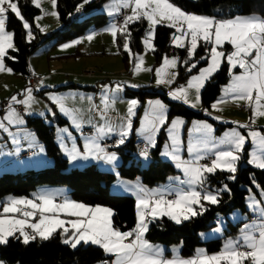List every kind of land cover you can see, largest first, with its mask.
<instances>
[{
	"label": "snow or ice",
	"instance_id": "snow-or-ice-1",
	"mask_svg": "<svg viewBox=\"0 0 264 264\" xmlns=\"http://www.w3.org/2000/svg\"><path fill=\"white\" fill-rule=\"evenodd\" d=\"M35 7H41V0H32ZM90 3V0H83L79 8ZM123 8H131V14L125 16L122 25L112 23L106 31L113 37L116 43L117 34L124 36L123 49L130 55L131 32L129 25L140 21L148 22L149 28L142 43L146 51H155L154 39L155 28L157 25L166 24L167 27L175 29L171 39L176 48H185L188 59L184 61L187 65L189 61H194L188 67V71L197 68L199 61L194 58L201 42L205 45L206 55L200 57L207 63V67L199 69V75L192 76L187 81V87L181 86L169 93L173 100H182L189 103V90H195L194 102L192 107L200 103V91L205 86V82L220 71L223 63L228 65V73L231 76V83L223 89L224 95L212 104L214 110L219 111L218 105L227 103L229 99L233 101H246L252 111L250 122L255 123L257 117H264V19L258 17H237L235 19H215L212 17L187 13L177 6L171 0H121ZM53 9L56 8V0H51ZM11 12L22 23L26 30L28 42H31L33 36L30 23L22 15L18 0H0V73H12V69L6 67L5 60L15 57L9 55V50L18 51L13 42L14 33L6 31V22L8 13ZM53 16L58 14L53 11ZM112 14V13H110ZM37 19H40L37 17ZM92 35L86 39L91 41ZM75 43H80L76 41ZM231 45L232 51L226 53L224 45ZM66 44L63 47H71ZM210 46V47H208ZM135 72L141 71L143 57H135ZM178 58L163 57L162 66L156 69L157 85H171L175 81L176 74H169L168 69H175L178 65ZM239 68V75L234 73V69ZM107 90V89H106ZM116 92L121 91V85L117 84ZM27 99L23 101L29 106L32 100V88L26 89ZM50 99L59 105L60 111L72 118V125L80 128L81 124L72 115L63 104V98L50 97ZM17 97H11V103H20ZM107 97H105V103ZM9 106V113L5 117L9 123L16 122L14 109ZM138 101L132 100L128 108V119L126 124L119 131V140L117 147L125 143L132 129L131 117L135 115L134 109ZM152 119L148 121V127L142 128L147 132V144L155 147L156 135L166 124V106L160 101H149ZM207 111V110H205ZM147 120V115H146ZM23 123V121H18ZM183 120H175L172 127L168 129L169 138L173 142L171 153L165 152V155H171L176 161V166L182 170L186 179L179 180L181 184L188 185L189 190L177 189L172 191H149L143 187L137 189L136 200V218L135 228L131 231H120L113 226V211L109 208L90 207L83 203L72 202L64 199L61 203H56L55 194L37 195L35 199H10L2 207L0 212V245H6L10 237L22 238V242L27 245L31 241L39 238L42 241L49 240L58 230L63 236L62 242L75 249L83 242L91 243L103 249L105 254L114 256L111 264H264V209H260L262 222L253 225H246L242 230L243 235L239 240H229L225 243L219 254L207 255L203 250H198L195 258L165 259L163 250L159 246H154L144 239L148 231L149 220L167 216L176 224L189 220L203 212V202L217 204L219 202L218 194L212 191H198L197 187L203 188L209 181V174L214 175L217 170L226 171L231 175L229 179H235L237 165L241 159V153L244 151L246 137L239 131L233 130L227 133L224 139L216 143L213 151L214 158L210 164H200V160L205 159L203 155H195L200 151V145L189 144L188 153L195 155L194 159L183 161L177 154L178 139L173 134ZM4 125L0 123V128ZM239 127H248L239 125ZM67 132V129H64ZM111 128L108 132H112ZM193 131L202 133L206 138L210 137L212 132L211 125L207 123H194ZM100 134L104 129H99ZM71 136V133H68ZM248 135L252 138L253 144L257 145L261 153H264V135L256 131H249ZM208 139L203 142V147L207 149ZM66 155L70 162L77 160H87L89 158L103 160L112 163L117 159L115 153L106 152L96 142L95 139L86 143L84 154L73 147L71 151L66 150ZM145 159L148 158V148L142 153ZM252 158L249 164L264 170V158L256 152L251 154ZM222 191H230L227 185ZM168 196H174L168 199ZM250 207L257 209L258 205L251 204ZM11 214V215H7ZM19 214V215H17ZM61 215L66 217H76V219H62ZM38 222H31L37 219ZM28 229L31 230L29 233ZM17 233L19 234L17 236ZM104 264H109L104 261Z\"/></svg>",
	"mask_w": 264,
	"mask_h": 264
},
{
	"label": "trees",
	"instance_id": "trees-1",
	"mask_svg": "<svg viewBox=\"0 0 264 264\" xmlns=\"http://www.w3.org/2000/svg\"><path fill=\"white\" fill-rule=\"evenodd\" d=\"M107 0H90L84 5V16L80 20L74 19V13L83 0H56V9L59 19L64 23V28L55 30L49 34H44L36 25L35 19L40 14L41 9L33 5L32 0H18L22 15L30 23L33 36L28 42L26 30L22 23L12 14L8 13L6 29L14 33L13 42L18 51L9 50V55L15 60H5L6 67L11 68L15 74L28 77V58L35 50L48 40L54 43L64 42L85 34L90 29L99 28L109 22L107 15L99 11L100 7ZM174 4L187 12L202 15H212L216 19H234L244 15L255 14L258 18L264 19V0H171ZM230 3V4H229ZM229 6H228V5ZM147 30L145 20H140L129 25L131 32L130 49L133 54L143 51L142 38ZM174 33L172 28L159 25L155 29V39L153 41L155 51H153L156 62H159L164 55H175L183 62L178 68L177 83L183 82L195 72L198 67L205 64V61L198 63L197 68L188 71L192 61L185 64L188 59L185 48H176L171 43ZM117 42L122 46L124 36L119 35ZM204 46L200 45L196 57L203 54ZM123 61L128 64L129 58L126 52ZM230 79L228 65L223 63L220 71L215 73L211 79L206 81L200 93L201 108L192 109L180 101H173L168 98L166 91L149 90L148 85L140 86L137 90L125 89V96L138 98L144 101L147 97L161 98L168 107V119L173 116H181L186 122L192 119H205L204 109H209L212 102L220 94L221 88ZM93 89L95 87H84ZM50 117V116H49ZM54 121L58 125H65L67 121L62 116H57ZM215 123L214 121H212ZM27 125L35 131L36 135L43 143L47 155L51 158L52 164L40 170L27 169L22 172H4L0 174V201L7 195L13 197L29 196L30 193L41 185H66L70 188V196L73 200L90 205L108 207L113 211V225L121 231H131L136 225L135 199L126 195H114L109 191L110 185L116 180L113 172L101 170L97 164L91 163L82 168H70V162L66 158L55 142V130L53 124L46 122V117H32L27 119ZM231 125V124H229ZM225 125L221 126L224 128ZM164 130L162 129L156 145L150 150L153 160L146 167H141L136 163L135 153L137 152V140L132 134L123 145L114 148L122 157L123 162L118 166L119 176L126 179L140 178L147 187H153L165 182L168 177L176 173L175 166L168 161L160 160L159 153L164 141ZM247 158L245 153L244 159ZM131 159V163L126 165ZM231 174L218 171L214 175L208 176V183L205 185L211 190L219 193V202L210 204L203 202L204 208L200 215L189 220L176 224L169 218L162 217L150 222L146 238L153 243L171 245L182 243L180 255L182 257L192 256L198 246H205L208 254L217 253L222 250L224 237H219L207 241H201L199 233L210 229L218 219V212H229L233 209H240L248 212L245 208V197L249 189L257 192L254 186L256 183L264 189V170L246 163L237 168L235 179H229ZM227 185L230 191H220L218 189ZM248 221V220H247ZM242 222L233 225L228 222L230 231L226 235L235 234ZM62 230H58L53 236L42 241L36 239L25 245L22 239L10 237L6 245H0V260L6 264H96L109 258L99 246L92 244H80L73 249L70 245L62 242Z\"/></svg>",
	"mask_w": 264,
	"mask_h": 264
},
{
	"label": "rangeland",
	"instance_id": "rangeland-1",
	"mask_svg": "<svg viewBox=\"0 0 264 264\" xmlns=\"http://www.w3.org/2000/svg\"><path fill=\"white\" fill-rule=\"evenodd\" d=\"M111 1H113V0H111ZM41 3L43 4V6L40 7V9L42 8V10L43 9L45 10L46 17H51L52 15L50 13L54 11L52 4H51V0H41ZM122 10H124V9H122ZM187 13H192V12H187ZM198 15H202V14H198ZM204 16H206V15H204ZM240 17L243 18V17H258V16H256L255 14H251V15H244V16H240ZM39 18H41V16H39ZM58 18H59V15H58ZM141 20H143V19H141ZM145 22L147 24V30L144 34V37L146 36L148 28H149L148 22L146 20H145ZM35 23H36V20H35ZM160 25L166 26V24H160ZM157 26H159V25H157ZM53 28H55V27H53ZM173 30H174L173 34H176L175 29H173ZM94 33L95 32L90 30L86 34H84L83 36L80 35L78 38H76L74 40H71L69 42L64 41V42H61L64 44H60V46L61 45L64 46L66 44H71L72 46L68 47L70 53H75L76 51L80 52V49H78L79 43H75L76 41L84 42L86 45L92 44V52L93 53L91 55L86 56L85 58L67 60L68 61L67 66L73 67V68H80V67H77V64H79V63H82L85 61L89 62V64L80 68V73L82 75H84L85 77H88V75L93 74V76H91V77H93L92 78V82H93L92 85L94 87H97V89L100 88L99 90H97L95 92V93H97V95L92 93L91 94L92 96H89V98H85L84 100L78 99L77 102L81 105H90V104H94L97 101L98 105H104V110L106 111V113H104V115L101 116L104 118V119H102L104 122V129L108 130L109 128H111L113 130L112 132H109V135L106 138H117L119 140V138H120L119 137V131L126 124L127 119H128V108L130 106V103L132 100L138 101L137 107L134 109L135 115H133L131 117L132 129L129 133V136L125 139V141H127L132 134H134V136L138 140L139 139L138 134L140 131H142V128L148 127V121H151V119H152L151 109L149 108V101L155 102L158 100L161 103H163L167 109L166 114H165L167 122L164 125V127L161 128V130L162 129L164 130L165 138H164V141H163L162 146H161L159 158H160V160L171 162L175 166V169L177 171L176 173L170 175L165 182L160 183L159 185L153 186L149 189V187L145 186L142 183V181L139 177L135 178V179L122 178L119 176L118 168L115 169V168L105 167V165L103 167L102 163H96L97 162L96 161L94 163H96L97 166L101 170L113 172L117 177L116 180L109 187V191L111 194L126 195V196H131L134 198L136 195V199H137L138 187H143L144 189H147L149 191L152 189V191H165V192H168V191L174 192L177 189H182L185 191L189 190L188 185L181 184L179 182V180H184V179H186V177L184 176V173L182 172V170L176 166L177 162L171 158V155H165L164 154L165 152H168V153L172 152L173 142L169 138L168 129H170L172 127V122L177 120V119L184 121V123L182 125H179L173 133L178 139V145H177L178 152H177V154L179 155V157L183 161H188V160L194 159L195 155H203V156H205V159L209 158V157L214 158L213 151H210V150L214 149L216 143L222 141L224 139L225 135L227 133H230L233 130L239 131L242 135H244L246 137V143L244 146V151L241 153V159L238 162L237 168L239 166H243L246 163H248V161L252 158L251 154L253 152H256L258 155H261L262 158H264V153L260 152L257 145L253 144L252 138L248 135L249 131H256V132L261 133V135H264V117H257L255 119V123H251L250 117L252 116V111L248 107V104L246 101H233V100L229 99L227 103H221L218 105V108L220 109L219 111L214 110L212 108V104L215 103L217 100H219L224 95L223 89L231 83V76H230L228 83L224 84L222 86L220 94L212 102L210 108L204 109L203 113L206 117L205 119H192L188 123L186 122V120L183 117L178 116V115L173 116V117L168 119V107L169 106L167 105V103L163 99L147 97L144 101H140L138 98L126 97L125 96V91H126L125 89H127V87H128V88H130V90H137L141 85H143V86L148 85L147 89H149V90L166 91L168 98L170 100H173L171 98V96L169 95V93L171 91L181 87V86L187 87V81L192 76L199 75V69H201L203 67H207V63L205 62V64L198 67V69L195 72H193L190 76H188V78L186 80H184L183 82L177 83L178 68L183 62L181 61V58L179 56L167 55L169 58H174V57L178 58V61H179L178 65L175 69H168L169 74H173V73L176 74L175 81L171 85H157V83H156V69H158L162 66L163 58L159 62H156L153 51H150V50L146 51L144 49V46H143V51L141 53L133 54V52L131 51L132 54L130 55L128 52H126L128 57H130V58H129L128 64H125L123 61V57H125V54H123V52H125L123 49L124 43L122 44L121 47L118 44V42L114 43L112 35L109 32H107L106 30H104V32H100L101 34H99L97 32H96L97 34H94ZM88 35L93 36L91 41L86 39V37ZM119 35H121V34H119V33L117 34L116 41H117V38ZM143 38H142V40H143ZM98 42L102 43L100 47L96 45ZM171 43H172V45H174L172 40H171ZM200 45H203L204 46L203 49L205 50V45L203 44V42H201ZM60 46L58 45V46L54 47L53 49L49 50V54H47L48 49L50 47V44H47V45L43 46L42 48L38 49L31 57H49V55H50V57L55 56L58 52V47H60ZM208 47H210V46H208ZM198 49H199V47H198ZM198 49H197V51H198ZM223 50L226 53L231 52L232 51L231 45L225 44ZM76 55L77 54H74L73 56L70 55L69 57H75ZM205 55H206V52H204L201 55L199 54V56H198L199 58H197L195 61H199V62L204 61V60H200V57L205 56ZM136 56L143 57V64L141 65V71H139V72L134 71L135 63H136V60H135ZM78 57H81V56H78ZM117 61H119V66L121 63L122 70L126 69V71H124V73H121V74L117 73V70H118L117 68H119L115 64ZM192 62H194V61H192ZM77 70H79V69H77ZM63 72L66 75H69V71L64 70ZM234 73L239 75L241 73V70L239 68L234 69ZM47 75H48V73L44 76H47ZM140 80H142V81H140ZM117 84L121 85V91H119V92L115 91ZM40 92H41L40 86L37 87L36 91H32V97L36 96L37 98H32L31 103H33V105L36 107V112L40 114L39 116H42V117L45 116L46 113H52V114L54 113V109L52 107V104H54V103L50 99V97H53V96L61 97V98L65 97L67 101L71 100V97L69 96L70 94H68V95L60 94L61 92H59V91H51V92L44 91V93H42V94ZM200 93H201V91H200ZM3 95H4L3 93H0V100H2L1 102L7 101V100L11 101L12 95H7L6 97H2ZM25 97H27L26 92L24 94H22V103H23V101L26 100ZM105 97H107L106 103H105ZM194 97H195V90L191 89V90H189V103H184L182 100H173V101H180L192 109H200L201 108V101L199 104H197L196 107L191 106V103L194 102ZM1 102H0V104H1ZM23 105H25V104L23 103ZM244 106L246 108H244ZM11 108L14 109L15 113L17 114L16 117H14V118H17L20 116H22V117L26 116V113H23V114L20 112L18 113L17 110L13 106ZM205 110H207V111H205ZM8 113H9V108L4 109L3 112L0 113V119L3 117L5 118L8 115ZM146 115H147V120H146ZM45 117L50 118L47 115ZM47 120L50 122L49 124H51L52 119L50 118ZM212 121H214L215 123H213ZM194 123H207V124L211 125L212 132L210 134V137L206 138L202 133H198V132L193 131ZM229 124H231V125H229ZM223 125H225L224 128H221V126H223ZM239 125H247L248 127L242 128V127H239ZM56 128L60 129L59 134L65 133L64 129H67L68 130L67 132L72 134V132L69 130V125H67V124L56 126ZM161 130H160V132H161ZM160 132L156 135V142H157V138H158ZM205 139H208L207 149H205L203 147V142L205 141ZM143 141L147 145V148H148V153H149L148 158L145 159L144 156H142L141 154H138L137 152L135 153V156H136V163L139 164L141 167H146L149 164V162H151L153 160V157L151 156L150 150L153 149L154 147L147 144L146 138H144ZM71 142L73 143V145H75L79 149L78 140H76L74 138V140H72ZM190 143L193 145H197V144L200 145V151L198 153H195V155H193V156H190L188 153V147H189ZM63 147L65 148V145H63ZM101 148H103V147H101ZM11 150H13V148H10V146L8 145L7 142L0 140V157L5 158L6 156H9L11 153ZM42 151L46 154V149L43 146H42V148L41 147L38 148V150L32 156H27L25 158V160L31 159L32 157H34V155L38 154V152L40 153ZM67 151H69V150H67ZM108 153H115L117 156V160H119V162H120L119 164H121L123 162L121 155L116 150H111ZM245 153L247 154L246 159H244ZM13 161L14 162L17 161L15 159V157H14ZM19 161L21 162L22 160H19ZM19 161H17V162H19ZM98 161L102 162L101 160H98ZM201 161L202 160H200V162ZM130 163H131V159H129L127 161L126 165H129ZM51 164H52V161H51L50 165ZM50 165L49 164L44 165L42 167H38V168L33 169V170H40V169L45 168V167L50 166ZM250 165L254 166L252 164H250ZM70 166H71L70 168L76 167V166H73L72 164H70ZM26 170H27V168H24V169H21L20 171H18L15 168L7 167L6 169L0 170V174H2L4 172H22V173H24ZM218 171L219 170H217V172ZM222 172H226V171H222ZM177 178H179V180H177ZM254 186L257 189V192L249 189V192L246 194V197H245V208L248 210V212H242L240 209H233L227 213L226 212H218L217 213L218 219L215 220V225L213 227H211L210 229L202 231L199 233L201 241H207V240H211V239H215V238L225 236L223 239V245H222V249H223V247L227 241L239 240L241 238V236L243 235L242 230L245 229L246 225H253V224L258 225L259 223L262 222L261 215H260V209H264V189H261L256 183H254ZM223 188H224V186L218 190L221 191ZM196 190L202 191V192L205 190L212 191L214 193H217L218 198H219V193H218L217 189L211 190L210 188L204 186L203 188L197 187ZM11 197H13V196H11V195L5 196L0 201V206L7 204ZM17 198H20V197H17ZM251 204L258 205V208L253 209L252 207H250ZM203 208H204V205H203ZM0 210H2V207H0ZM7 215H11V214H7ZM251 216H256L257 220L255 222H248L247 220ZM155 220H153L150 217L149 224H150V222H155ZM182 222H184V221H182ZM228 222L232 223L233 225H236L239 222H242V224L238 228V231L235 234L226 235V232L230 231V228L227 226ZM89 244H91V243H89ZM84 245H87V244H84ZM153 245L159 246V248L163 249L165 252L167 250L170 251V249H167V248H171V247H179L181 249L182 243L180 242V243L171 244V245H164V244L157 243V244H153ZM94 246H97V245H94ZM198 250H203L204 253H206L209 256L219 254V252L213 253V254H208L205 250V246H202V245L198 246L196 248L197 252H198ZM100 263H96V264H100ZM0 264H6V263H4L3 261L0 260ZM13 264H17V263H13Z\"/></svg>",
	"mask_w": 264,
	"mask_h": 264
},
{
	"label": "crops",
	"instance_id": "crops-1",
	"mask_svg": "<svg viewBox=\"0 0 264 264\" xmlns=\"http://www.w3.org/2000/svg\"><path fill=\"white\" fill-rule=\"evenodd\" d=\"M42 6H43V4L41 3V7ZM122 9H124L126 11L127 15L131 14V8H123L121 0H113V1L107 0L106 2H104L102 4L99 11H101L107 15L109 22L102 27L93 28L90 30L95 32L94 34H97V33L101 34L100 32H104V30H106L112 24L111 21L119 16V13ZM54 11L58 14L56 8L54 9ZM110 13H112V14H110ZM39 16H41V18L37 19V17H39ZM206 16L215 18L212 15H206ZM37 17L35 19L36 24L39 26L40 30L44 34H49L55 30L64 28V23H62L59 20V18H57V16L52 15L51 17H46L45 10L44 9L42 10V8H41L40 14ZM53 27H55V28H53ZM90 30H88V31H90ZM6 31H8V30L6 29ZM87 32H85V34ZM76 38H78V37H76ZM76 38L67 40V42L74 40ZM47 44H50V47H49L48 52H47V54H49V50L53 49L54 47H56L58 45L60 46V44H64V43H61V42L54 43V41L51 39V40L44 42L41 46H39L35 50V52ZM101 44H102L101 42H98L96 45L100 47ZM78 49H80V52L76 51L75 53H70L68 48H65L61 45L60 47H58V52L55 56L50 57V55H49V57H31L35 53L34 52L28 58L29 71L31 73L36 74V75L41 77V81L38 85V86H40V89H41L40 93L41 94L44 93V91H47V92L59 91V92H61L60 94H64V95L70 94L69 95L71 97L70 101H67L65 97H62L63 98V104H64L65 108L68 109L69 112L72 115H74L76 117V119L80 122V124H81L80 128L73 127L71 116L66 115L63 112H61L59 106L54 102H53L54 104H52V107L54 109V113L53 114L52 113H46V115L50 116V118L52 119L51 124L54 125L55 142H56L57 146L60 148L62 154L66 158H68V156L66 155V152H65L66 150L71 151V149L73 147L78 149L71 142L72 140H74V138L76 140H78V142H79V149L78 150L83 155L85 145L88 141L95 139L96 142L102 147L101 142L103 141V139H106V137H108V135H109L108 130L104 129V122L102 120L104 118L101 117L102 115H104V113H106V111L104 110V105H98L97 101L94 104H90V105H81L77 102L78 99L84 100L85 98H89V96H92L91 95L92 93L97 95V93H95V92L100 89V88L97 89V87H95L96 88L95 90L84 88V87H94L92 85V83H93L92 78L93 77H91V76H93V74L92 75L87 74L88 77H85L84 75H82L80 73V68L89 64V62L85 61V62L77 64V67H80V68H73V67L67 66L68 65L67 60L85 58L86 56H89L93 53L92 52V44L86 45L84 42H80ZM74 54H77V55L75 57H69L70 55L73 56ZM78 56H81V57H78ZM115 64L117 67L120 68V69L117 68L118 74L124 73V71H126V69L122 70L121 63L119 66V61H117ZM77 69H79V70H77ZM64 70L69 71V75H66L63 72ZM47 73H48V75L44 76ZM140 81H142V80H140ZM28 87H29L28 77H23L22 75L15 74L13 72L11 74H8L6 72L0 73V93L4 94L2 97H6L7 95H12V97L15 96V97H17V99L21 98V101H22V94H24L26 92V89ZM128 89H130V88H128ZM32 91H36V90H32ZM32 98H37V97L35 96ZM25 99H27V97H25ZM1 101L2 100H0V102ZM12 106L14 107V103L11 104V107ZM23 107H24V110H23L22 114L26 113V116L25 117L20 116L17 118H13V120L16 122L9 123L8 120H5L4 117L0 119V123H2L4 125L3 128H0V140L7 142L8 145L10 146V148H13V150H11V153L9 156H6L5 158L0 157V170L6 169L7 167L15 168L18 171H20L21 169H24V168L36 169V168L42 167L44 165H48V164L50 165V163L52 161L51 158L47 155V153L45 154L43 151L40 153L38 152V154L34 155V157H32L31 159L25 160V158L27 156L20 158V155L27 150L33 151L32 154L28 155V156H32L38 150V148H40V147L42 148V146L44 147L43 143L40 141V139L36 135L33 128H31L27 125V119L28 118L42 117V116H39L40 114L36 112V107L33 105V103H30L29 106L23 105ZM7 108H9V106L5 107V108H1L0 113H2L3 110L7 109ZM45 116H43V117H45ZM57 116H62L63 118L66 119L67 125H69V130L72 132L71 136H69L68 132H65L63 134H59L60 129H57L56 126H60V125L56 124V122L54 121V118L56 119ZM50 118H46V122L48 124L50 122L47 119H50ZM18 121H23V123H19ZM84 128L92 129L93 133L90 135H86V136L79 135V132ZM99 129H104V133L100 134L98 132ZM147 135H148L147 132L140 131L138 134V137H139L138 140H140L141 142H144L143 140H144V138L147 137ZM63 145H65V148L63 147ZM14 157L17 161H19V160H22V161L21 162L20 161L14 162L13 161ZM68 160H69V158H68ZM101 161L102 162H100L96 159L89 158L87 160H77L76 162H70V161L69 162L73 166H76L79 168L84 167L85 165L91 164L92 162L93 163L94 162L102 163L103 167L105 165V167H110V168H115V169L118 168V166L120 165L119 164L120 162L117 159L112 163H107V162H104L103 160H101ZM150 188L151 187H149V189ZM150 191H152V189ZM41 194H55L57 196V199H60V198L62 199L60 202H58L56 199V201H55L56 203H61V202H63L64 199H68L72 202L80 203V202H77L71 198L70 188L66 185H41V186H38L35 190H33L29 196H22L20 198L11 197L10 199H33L34 200L37 195H41ZM134 199H135V207H136V200H137L136 195H135ZM86 206H90V205H86ZM90 207H103V206H90ZM103 208H108V207H103ZM0 212H2V210H0ZM17 215H19V214H17ZM61 218L66 219V220L67 219H76V217H66L64 215H61ZM160 218H162V217H160ZM160 218H157V219H160ZM147 219L150 221V217H148ZM31 222H38V217H37V219L32 220ZM136 222H137V218H136ZM28 230L31 232L30 229H28ZM18 235L19 234L17 233V236ZM37 239H39V238H37ZM144 239H146L152 245L157 244V243L150 242L146 238V233L144 235ZM81 244H83V242H81ZM167 249H170V251L167 250L164 252V250L162 249L163 250V257L165 259H173L174 257H179L181 259L188 260V259L195 258L196 254H197V251H196L194 253L195 255L193 254L190 257H182L180 255L181 249L179 247H171V248H167ZM106 255L109 257V259L111 261H114V259H115L114 256H110L108 254H106ZM100 264H102V262Z\"/></svg>",
	"mask_w": 264,
	"mask_h": 264
},
{
	"label": "built area",
	"instance_id": "built-area-1",
	"mask_svg": "<svg viewBox=\"0 0 264 264\" xmlns=\"http://www.w3.org/2000/svg\"><path fill=\"white\" fill-rule=\"evenodd\" d=\"M84 14L85 13H84L83 8H79V10L77 9L76 12L74 13V19L80 20L84 16ZM125 16H127L126 11L125 10H121L120 13H119V16L116 17L115 19H113L111 21V23H116L118 25H122ZM40 81H41V77L40 76H38L36 74H33V73H31L29 71V74H28V85H29V87L32 88V90H37V87H38ZM18 100L21 101V98H18ZM10 103H11L10 100L2 102L0 104V109L10 106ZM14 107L20 113H22L23 110H24L22 101L20 103H14ZM244 108H246V107L244 106ZM92 133H93L92 129L84 128V129H82L79 132V135L86 136V135H90ZM137 141H138L137 142V153L141 154L142 151L147 147V145L144 142H141L140 140H137ZM117 142H118L117 138H106V139H103V141L101 142V145L107 152H110L111 150H113L114 148L117 147L116 146ZM32 153H33L32 150H27V151H25L24 153H22L20 155V158L28 156V155H30ZM212 159L213 158H211V157L203 159L200 162V164H210ZM173 198H174V196H168V199H173ZM61 200H62L61 198L57 199L58 202H60ZM256 220H257L256 216H251V217H249L248 222H254ZM29 233H31V232L29 231ZM104 261H108L109 264H111V262H112L109 258H106V259H104L102 261V264H104Z\"/></svg>",
	"mask_w": 264,
	"mask_h": 264
}]
</instances>
